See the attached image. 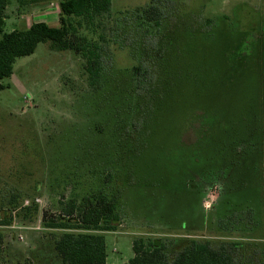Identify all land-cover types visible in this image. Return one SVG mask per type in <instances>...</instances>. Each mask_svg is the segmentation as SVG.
<instances>
[{
  "label": "rangeland",
  "instance_id": "1",
  "mask_svg": "<svg viewBox=\"0 0 264 264\" xmlns=\"http://www.w3.org/2000/svg\"><path fill=\"white\" fill-rule=\"evenodd\" d=\"M60 1L19 13L13 0L5 31L25 28L46 14L49 24L58 25ZM172 1L169 7H181L204 29L213 19L221 24L206 31L189 29L185 40L165 48L159 75L164 98L149 123L153 140L145 142L149 149L136 159L138 165L128 166L132 180L161 188L159 210L156 216L148 210L131 213L121 199L122 219L116 230L105 232L107 264H127L136 236L264 243V0ZM151 2L112 0L101 26L110 58L97 95L84 59L72 50L54 51L46 42L19 57L12 76L1 80L7 88L0 89V176L30 199L15 210L11 226L0 227L23 256L38 260L46 255L51 234L62 231L45 227V212L57 215L61 204L96 187L100 148L97 159L86 153L96 144L93 136L107 138L103 144L111 151L114 122L132 110L130 103L126 112L121 109L108 87L117 70L149 66L161 48L164 35L149 36L148 46L139 44L136 50L128 44L140 40L131 19L134 10ZM22 14L27 15L22 19ZM196 119L206 127L198 128ZM186 125H197L196 140L193 128L183 131ZM91 161L93 166L97 162L95 175L89 173ZM202 179L208 186L191 192L187 182ZM27 205L31 208L23 209ZM235 210H241L239 215ZM247 221L257 228L246 230Z\"/></svg>",
  "mask_w": 264,
  "mask_h": 264
},
{
  "label": "trees",
  "instance_id": "2",
  "mask_svg": "<svg viewBox=\"0 0 264 264\" xmlns=\"http://www.w3.org/2000/svg\"><path fill=\"white\" fill-rule=\"evenodd\" d=\"M14 1L20 13L30 6L48 0ZM12 2L13 0H0V89L7 88L1 80L12 76L17 59L33 54L39 43L46 42L54 51L72 50L84 59L89 83L93 93L97 95L107 71L106 62L110 58L106 36L101 26L104 24L103 19L111 13L112 0H61L58 25L38 21L29 27L6 32L7 9ZM170 2L173 1L152 0L150 5L134 10L131 19L140 30V40L133 44L128 42L129 46L132 50H136L139 44L147 47L146 39L149 36L155 39L156 36L164 35L160 42L161 48L152 56L153 64L147 66L138 63L124 71L117 70V77L112 82L113 87L108 89L113 98L120 102V108H125V112L129 103L131 104V113L123 119L118 117L114 122L111 151H108L105 143L103 144L104 141L109 142L107 138L93 136L92 142L96 144H91L92 147L86 153L97 159V147L100 148L98 155L102 157L98 164L102 168L97 176L96 187L90 186L92 189L86 191L81 199L71 197L61 204L59 214L44 213L42 222L45 227L62 231L58 234L49 232L51 237L54 236L49 242L48 253L39 254L41 256L38 260L23 256L15 250L12 242L7 240L6 230L1 228L14 223L17 219L15 210L30 198L14 186L3 182L0 176V264H107L105 232L116 230L121 221L122 198L129 204L131 213H143L148 210L157 215L161 188L157 189L151 183L138 184L131 179V173L128 176V166L131 162L132 166L138 165L136 159L142 155L143 149H149V144L146 145L145 142L153 140H150L153 132L149 123L155 116L159 101L162 102L164 98L163 95L159 96L162 93L159 88V75L162 72L163 53L166 47L172 49L178 39L185 40L189 29L206 31L208 27L221 24L220 20L213 19L209 21L211 25L204 29L200 22L196 24L194 17L182 12L181 7H169ZM94 100L97 104V96ZM196 121L198 122L197 119ZM197 125L198 128L206 127L203 120ZM197 125H186L183 131L186 129V133L188 129L193 128L196 140ZM135 142H139L138 145ZM92 161L89 164V173L95 175L97 162L93 166ZM206 181L208 180L202 179L201 183H196L192 180L187 184L192 192L199 190L202 185H207ZM171 202L174 203L173 200ZM31 205L35 213H38V204L32 200ZM30 208L29 205L23 206V209ZM239 212L241 210L233 211L236 215H239ZM250 224L252 228L249 227ZM244 228L254 231L257 226L247 221ZM185 230L191 232L196 229L186 227ZM132 248L134 256L127 264H264L262 242L185 236H136L132 241Z\"/></svg>",
  "mask_w": 264,
  "mask_h": 264
},
{
  "label": "crops",
  "instance_id": "3",
  "mask_svg": "<svg viewBox=\"0 0 264 264\" xmlns=\"http://www.w3.org/2000/svg\"><path fill=\"white\" fill-rule=\"evenodd\" d=\"M44 12H46L47 11V9H44L43 10ZM27 14H22L21 15V17H22V19L24 18V16H26ZM48 17H49V15H44V16H38V17H36L31 23H26L27 24V26L26 27H29L32 23H34V22H38V21H45V22H49L48 21ZM22 19H20L21 21H22ZM25 27V28H26ZM107 263H108V260H107Z\"/></svg>",
  "mask_w": 264,
  "mask_h": 264
},
{
  "label": "built area",
  "instance_id": "4",
  "mask_svg": "<svg viewBox=\"0 0 264 264\" xmlns=\"http://www.w3.org/2000/svg\"><path fill=\"white\" fill-rule=\"evenodd\" d=\"M36 228H40V223L38 224L37 223V225L35 226ZM20 238L22 239L23 238V236L22 235H20Z\"/></svg>",
  "mask_w": 264,
  "mask_h": 264
}]
</instances>
